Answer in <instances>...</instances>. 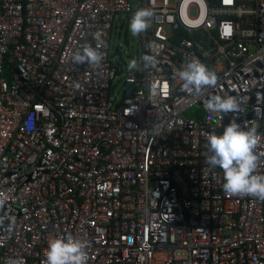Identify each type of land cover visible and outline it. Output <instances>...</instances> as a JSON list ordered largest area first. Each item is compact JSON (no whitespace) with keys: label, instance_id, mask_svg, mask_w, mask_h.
Here are the masks:
<instances>
[{"label":"built area","instance_id":"obj_1","mask_svg":"<svg viewBox=\"0 0 264 264\" xmlns=\"http://www.w3.org/2000/svg\"><path fill=\"white\" fill-rule=\"evenodd\" d=\"M144 8L151 59L131 69L112 34ZM85 46L97 64L74 62ZM192 58L218 77L200 96L177 75ZM214 95L239 111L208 112ZM232 120L264 152V0H0V264H46L68 236L87 264H264V200L205 162Z\"/></svg>","mask_w":264,"mask_h":264},{"label":"clouds","instance_id":"obj_2","mask_svg":"<svg viewBox=\"0 0 264 264\" xmlns=\"http://www.w3.org/2000/svg\"><path fill=\"white\" fill-rule=\"evenodd\" d=\"M154 13L150 9H139L129 23L133 35H139L150 27ZM101 59L98 51L90 46H85L82 51L74 54L76 64H97ZM145 61L150 57H145ZM131 67L136 66V61L130 62ZM186 90L200 96L206 88L214 87L218 77L198 59L192 58L182 66L177 73ZM205 108L210 113H235L240 105L233 96H211L205 101ZM209 151L206 163L212 168L223 171V191L228 196H251L264 200V175L257 174L258 163L264 152L257 154L262 137L255 127L242 130L235 120L224 127L221 135L206 133ZM4 199L0 198V205ZM88 245L80 239L68 236L54 238L49 241L46 252V264H87L89 256L86 251Z\"/></svg>","mask_w":264,"mask_h":264},{"label":"rangeland","instance_id":"obj_3","mask_svg":"<svg viewBox=\"0 0 264 264\" xmlns=\"http://www.w3.org/2000/svg\"><path fill=\"white\" fill-rule=\"evenodd\" d=\"M132 16L121 15L114 26L112 41H111V54L118 57L115 63H124L129 67L131 61H136V68H142L144 59V48L141 45V33L133 35L129 28V23ZM133 69V67H131ZM122 87L117 91L118 96H122ZM121 99L119 98L120 102ZM194 108L187 109L185 114L191 116Z\"/></svg>","mask_w":264,"mask_h":264}]
</instances>
